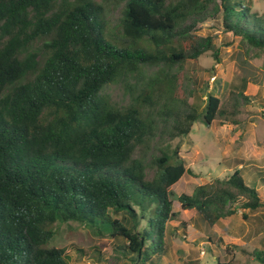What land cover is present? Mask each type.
Wrapping results in <instances>:
<instances>
[{"label":"trees","instance_id":"trees-1","mask_svg":"<svg viewBox=\"0 0 264 264\" xmlns=\"http://www.w3.org/2000/svg\"><path fill=\"white\" fill-rule=\"evenodd\" d=\"M114 2L122 8L111 26L96 0H0V264H101L96 255L77 261L69 252L85 253L75 246L48 247L56 223L68 222L108 235L122 264H164L168 225L186 230L170 189L191 171L175 147L152 159L146 180L150 144L187 136L198 119L235 126L243 105L264 108L245 85L224 102L212 90L202 100L179 86L187 61L207 52L218 60L214 39L195 33L211 14L264 51V16L247 0ZM110 85L122 87L126 104L104 92ZM240 170L179 194L181 210L210 229L236 213L232 206L264 209ZM218 242L227 255L264 264V250Z\"/></svg>","mask_w":264,"mask_h":264},{"label":"rangeland","instance_id":"rangeland-1","mask_svg":"<svg viewBox=\"0 0 264 264\" xmlns=\"http://www.w3.org/2000/svg\"><path fill=\"white\" fill-rule=\"evenodd\" d=\"M96 1L105 8L109 24L116 25L122 4L118 5L114 0ZM247 1L253 13L264 16V0ZM211 15L197 24L195 33L214 39L218 60H215L212 52H207L195 62L187 61L179 72V86L192 90L194 96L202 100L212 90L224 102L232 89H240L245 85L246 94L256 95L259 100L264 101V51L252 49L240 38L225 32L220 13ZM152 71L153 69H149L147 72ZM104 92L118 105L128 102L119 85H110ZM198 104L200 108L203 107V103L198 101ZM175 147L178 148L185 167L191 171L170 189L175 220L186 223V230L183 234V227L173 228L175 224L168 225L165 235L167 257L164 264H188L189 261L200 264L229 261L232 264H259L236 252L227 255L225 245L219 243L218 239L237 241L249 251L264 250V209L248 212L232 206L237 209L236 213L209 229L198 222L195 211L181 210L177 196L181 193L190 194L195 186L207 184L216 178L225 179L234 170L241 169L246 184L257 189L264 199V108L256 103L243 105L240 124L235 126L219 118L207 126L198 119L185 137H156L145 154L146 180H150L155 172L152 159L159 156L161 151L169 152ZM141 154L138 150L135 157ZM55 230L56 234L50 240L49 248H65L67 251L71 246L80 248L85 253L84 257L78 256L75 250L69 253L81 263L91 262L93 255L100 257L101 264L123 262L119 251L115 249L114 241L108 235L96 236L76 222L56 223Z\"/></svg>","mask_w":264,"mask_h":264},{"label":"crops","instance_id":"crops-1","mask_svg":"<svg viewBox=\"0 0 264 264\" xmlns=\"http://www.w3.org/2000/svg\"><path fill=\"white\" fill-rule=\"evenodd\" d=\"M241 166V163H239V167ZM257 190V189H256ZM258 191V190H257ZM259 192V191H258ZM260 195V194H259ZM261 197V196H260ZM262 199V198H261ZM262 200H264V199H262Z\"/></svg>","mask_w":264,"mask_h":264}]
</instances>
